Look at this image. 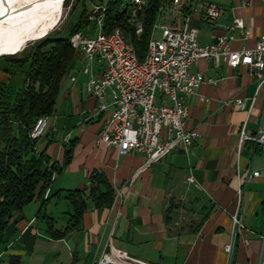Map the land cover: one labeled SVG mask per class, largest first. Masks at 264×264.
I'll list each match as a JSON object with an SVG mask.
<instances>
[{"label": "crops", "instance_id": "0c3cea01", "mask_svg": "<svg viewBox=\"0 0 264 264\" xmlns=\"http://www.w3.org/2000/svg\"><path fill=\"white\" fill-rule=\"evenodd\" d=\"M206 4L221 8L215 22L205 15ZM236 19L245 27H236ZM188 20L198 28L202 45L224 37L231 50H252L264 36V0H166L156 25L180 29ZM85 63L83 52H75L61 80L58 111L38 142L39 150L60 164L66 146L73 149L72 161L55 173L49 189V195L62 193L44 204L45 193L13 217L0 264H22L21 258L35 254L40 222L68 227L72 206L65 192L85 189L95 170L113 185L115 201L109 209L89 201L80 226L55 239L66 253L62 262L96 264L112 242L153 264H264V145L253 139L264 131V85L253 70L230 67L224 57L194 65L192 72L212 80L188 99L186 127L198 137L145 167L143 154H122L99 141L107 112L98 111L101 101L87 92ZM100 69L93 65L95 73ZM242 130L251 138L240 148ZM62 203H67V220L58 227ZM228 244L234 246L232 255L225 250Z\"/></svg>", "mask_w": 264, "mask_h": 264}, {"label": "built area", "instance_id": "2783aa9c", "mask_svg": "<svg viewBox=\"0 0 264 264\" xmlns=\"http://www.w3.org/2000/svg\"><path fill=\"white\" fill-rule=\"evenodd\" d=\"M134 1L137 6L139 0ZM221 13L217 5H205V15L210 22H215ZM105 18L106 5L94 6L89 21L94 24L97 34L90 36L82 30L70 39L74 51L83 52L85 56L83 72L89 75L87 92L101 101L98 111L107 112L99 141L117 148L122 154H143L145 167L158 162L180 145L191 146L198 137V132L188 129L186 123L190 113L188 99L202 84L212 82L202 72L191 71L201 59L224 57L230 67L249 66L260 85H264V36L254 49L235 51L229 48L224 37H217L212 44H200L199 30L189 20L180 29L158 24L160 36L155 33V55L147 60L146 66H134L116 30L107 34L105 28H101V20ZM235 25L245 27L242 19H236ZM95 63L101 66L97 73L93 71ZM72 79L76 81L75 77ZM106 98H111L110 104L105 102ZM236 102L240 108L244 107L242 100ZM47 121L48 118L37 122L33 138L43 134ZM249 138L242 130L239 147ZM253 139L264 145V131ZM189 180L194 182L192 178ZM48 195L49 189L45 198ZM239 195L244 197L243 190ZM234 224L241 225L238 215L234 216ZM225 250L232 255L233 244H228ZM96 264L153 263L135 258L110 242Z\"/></svg>", "mask_w": 264, "mask_h": 264}, {"label": "trees", "instance_id": "16d2710c", "mask_svg": "<svg viewBox=\"0 0 264 264\" xmlns=\"http://www.w3.org/2000/svg\"><path fill=\"white\" fill-rule=\"evenodd\" d=\"M124 2L107 0L105 33L120 28L142 62L147 56L153 28L157 26L161 7L166 0H142L137 6L143 5L144 8L140 7L135 14V1ZM136 19L139 20L138 24L132 21ZM139 25L142 26L141 33H138ZM83 28L80 19L68 37L49 34L37 44L29 60L13 55L0 57L7 64L17 66L28 62L23 87L14 96L15 104L0 112V252L7 242V229L13 217L36 198H42L52 185L54 173L61 172L72 161L73 149L69 146L65 148L62 164L52 161L46 149L39 150L40 137L33 138L32 132L39 120L52 117L58 111L61 80L75 54L70 37ZM6 70L9 71L8 68ZM7 89L6 84L0 83V106L4 105ZM13 123L17 125L15 131ZM61 193L62 190H59L49 195L44 204ZM65 198L72 206V211L68 213L70 225L58 230L49 224L46 232L53 239L65 238L69 229L80 226L89 201L97 209H109L116 194L104 172L95 170L85 189L68 190Z\"/></svg>", "mask_w": 264, "mask_h": 264}, {"label": "rangeland", "instance_id": "374dc122", "mask_svg": "<svg viewBox=\"0 0 264 264\" xmlns=\"http://www.w3.org/2000/svg\"><path fill=\"white\" fill-rule=\"evenodd\" d=\"M130 1L131 0H125L124 3ZM106 3L107 0H67L61 15L55 22L43 30L32 33L29 36L25 46L19 52L8 55L14 54L13 56L17 58L29 60L34 53L37 44L42 39H44L49 34V36L55 37H68L73 28L80 22V19H82L84 26L82 30L86 33H89L90 35H96L97 31L95 30L94 24L89 21V16L94 6L105 5ZM142 6L143 5L134 7V14ZM132 21L135 24H138L139 22L137 19ZM48 31L49 33H47ZM156 33L159 37L160 32L158 29L156 30ZM6 68H8L9 71H7ZM27 69L28 62L22 64V66H17L7 64L2 58H0V83H4L9 87V89H7V95L3 100L4 105L0 106V112L3 111L4 108H12L15 104V93L19 92L23 87L25 72ZM12 125L15 131L17 125L14 123ZM1 147L2 146L0 145V149ZM58 207L60 212L58 218V227H62V224H65L67 220V216L64 214V212L67 211V203H62ZM40 228L41 230L37 237L35 254L29 258L23 257V260L21 258L22 264H66V262H62L63 260L67 261L63 246L56 243V240L47 234V225L44 222H40Z\"/></svg>", "mask_w": 264, "mask_h": 264}, {"label": "bare ground", "instance_id": "6f19581e", "mask_svg": "<svg viewBox=\"0 0 264 264\" xmlns=\"http://www.w3.org/2000/svg\"><path fill=\"white\" fill-rule=\"evenodd\" d=\"M65 1L0 0V56H9L8 54L19 52L32 33L43 30L55 22L64 9ZM141 3L142 0H139L137 4ZM101 28H104V19L101 20ZM157 29L158 25L152 32L148 53L142 62L139 61L133 45L128 42L122 30L120 28L115 29L116 33L120 35L134 66H146L147 60L155 55V51H157V39L155 37ZM141 32L142 26L139 25L138 33ZM71 44L74 48L73 40H71ZM43 120L46 118L39 121Z\"/></svg>", "mask_w": 264, "mask_h": 264}]
</instances>
